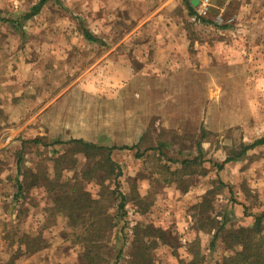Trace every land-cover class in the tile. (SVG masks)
<instances>
[{"label":"rangeland","instance_id":"1","mask_svg":"<svg viewBox=\"0 0 264 264\" xmlns=\"http://www.w3.org/2000/svg\"><path fill=\"white\" fill-rule=\"evenodd\" d=\"M37 1L0 0V18L18 20ZM159 5L160 0H59L21 26L0 21V264H81L73 229L64 216L46 211L52 199L35 181L44 172L52 176L53 168H76L68 173L74 176L103 157L88 160L71 145H53L56 141L116 148L111 159L121 177L104 185H117L130 199L123 219L116 221L125 225V241L112 245L114 257L121 252L116 264H126L137 223L175 239L152 252L154 264H187L190 244L207 264L229 254L219 243L211 250L207 232L188 235L191 206L200 202V194L216 190L217 179L227 187L215 196L212 216L231 210L229 226L237 228L264 214V146L219 173L212 165L239 143L264 135V0H198L196 16L187 13L183 0L170 3L167 13L182 28L188 58H197L196 63H184L175 75L112 76L104 67L109 46L103 40L130 33L140 23L133 34L138 41L163 36L164 24L145 19ZM110 6L120 20L112 29L104 25L110 24ZM197 16L213 24L203 25ZM85 32L97 40L88 42ZM129 62L137 71L146 63L131 54ZM194 158L190 168L182 167ZM17 168L29 171L23 198L16 197ZM84 186L95 198L104 187L95 181ZM228 191L239 206H229ZM134 196L152 202L145 214L136 212ZM33 244L38 252H29Z\"/></svg>","mask_w":264,"mask_h":264},{"label":"trees","instance_id":"2","mask_svg":"<svg viewBox=\"0 0 264 264\" xmlns=\"http://www.w3.org/2000/svg\"><path fill=\"white\" fill-rule=\"evenodd\" d=\"M50 1L59 0H38L28 12H25L18 20L0 18V21L6 23L18 24L19 22H27L38 16L43 7ZM186 5L187 13L190 16H196L190 0H183ZM203 25L213 24L203 17H196ZM84 37L88 42H95L96 37L88 32L84 33ZM206 131L201 129L200 141L206 139ZM41 140H34L35 143H41ZM198 142L197 149L201 154V144ZM67 144L71 145L73 150L83 154L88 160H96L98 157H103L102 161L94 163L92 168L79 170L74 176L68 177L69 171L76 168H53L52 176L47 172L38 175L35 183L43 186L45 192L51 197L52 205L48 206V211L52 217L62 215L65 218L67 228H72L73 243L80 246V261L81 264H116L121 252L118 251L116 256H113L112 245L124 237L125 225L118 226L117 219L122 220L125 213V206L130 201L127 195L118 191L117 185L113 189L105 187L104 180L118 179L121 177L119 166L111 159L112 151L116 148H104L96 146L92 143L83 140H71L69 142L56 141L53 145ZM264 146V135L255 139L250 144L239 143L237 149L230 151L227 158L222 163L212 164L216 172L224 169L228 163H236L245 160L247 154L258 147ZM62 156V155H61ZM60 156V157H61ZM59 157V158H60ZM196 158L183 161L182 167L188 168L195 163ZM103 167V168H102ZM17 198L24 197V179L28 175V170L17 168ZM33 175V174H32ZM22 176V178H20ZM35 177V176H34ZM20 178V180H19ZM90 181L98 182L100 186H104L98 197H93L85 190L84 183ZM115 183V182H114ZM216 190L207 191L201 198L200 202L191 206L190 218L192 222V231L196 233L207 232L211 235V240L208 247L212 250L221 245L224 251L229 254L223 255L220 260H215L213 264H264V231L263 222L264 214L256 215L252 218V223L248 227L232 228L229 226L230 218L227 210L221 216H212V205L216 195L222 189H226L220 179L216 181ZM229 206H239L233 193ZM15 197V198H16ZM134 205L136 212L145 214L152 205L146 202L139 196H134ZM116 211V214H113ZM248 217L247 214H244ZM55 219V218H54ZM57 220V219H56ZM55 220L51 222L53 225ZM39 235V234H38ZM130 250L127 253L126 264H154L152 252L159 244L172 246V241L175 239L167 231L157 228L153 225L136 224L131 229ZM39 240V239H38ZM196 240L197 243V239ZM198 244V243H197ZM192 245V246H191ZM191 249H188L187 264H207L204 254L190 244ZM39 246L33 244L28 245L29 252H38ZM183 263L184 261L181 260ZM186 264V263H184Z\"/></svg>","mask_w":264,"mask_h":264},{"label":"crops","instance_id":"3","mask_svg":"<svg viewBox=\"0 0 264 264\" xmlns=\"http://www.w3.org/2000/svg\"><path fill=\"white\" fill-rule=\"evenodd\" d=\"M178 2L179 0H160V5L157 11L150 13L145 18L146 21L149 20L152 21L153 18H156V20H159L160 23L164 24V26L161 27L164 30L166 29L165 30L166 32L163 36H157L156 38H152V40L146 43L138 41L137 38L133 36V34L136 33L138 28L142 27L143 24L140 23L130 33H125V32L121 33L120 37L115 39H113V36L110 35L108 36L110 37V39L103 40L106 45V48L109 46L108 49L104 51V57H105L104 67H106L109 70V72L113 71L111 72L112 76H116V77L117 76L136 77V76H153V75L162 76V75H169V73L173 71L175 75L183 71L184 63L186 64V62H189L190 66L196 63L195 61L197 60L195 59L197 58H191L190 56L188 58V54L186 50V47L188 46V40L185 36H183L182 28L179 26V23L176 20H174V17H172V15L167 13L168 10L170 9L168 7L170 3H175L177 5ZM126 7L128 8V1H126ZM109 8L111 9V12L110 14L107 13L106 18L107 17L110 18V24L108 21V24L110 26L108 24H104V25L105 27H109V29H112L113 25H115L117 21L120 20L118 19L117 17L118 15L116 14V12L113 13L112 6H110ZM150 45H152V47ZM54 49L57 50L58 47H54ZM130 54L137 62H140L142 60L146 61L145 67L144 68L141 67L140 71L131 68L132 66L130 65L129 62ZM143 55L144 57L150 56V59H143L142 57ZM183 55H185V58L188 60L185 61L181 60ZM95 64L97 65L98 63ZM93 67L90 68L93 69ZM32 68L33 67L31 68L28 67V70L29 69L32 70ZM185 70L188 71V68H185ZM188 160H192V159H188ZM226 165L224 166V169H226L225 168ZM202 196L203 194H200L198 200H200ZM188 220L191 221L190 218H188ZM188 235L190 237L191 235L196 236V234L193 231H188Z\"/></svg>","mask_w":264,"mask_h":264},{"label":"water","instance_id":"4","mask_svg":"<svg viewBox=\"0 0 264 264\" xmlns=\"http://www.w3.org/2000/svg\"><path fill=\"white\" fill-rule=\"evenodd\" d=\"M191 5H192V7H196L197 6V4H198V0H191Z\"/></svg>","mask_w":264,"mask_h":264}]
</instances>
